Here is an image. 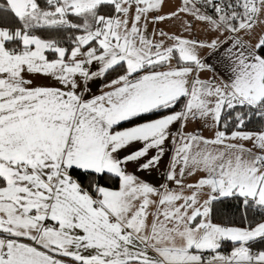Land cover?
Returning a JSON list of instances; mask_svg holds the SVG:
<instances>
[{
    "label": "snow or ice",
    "instance_id": "1",
    "mask_svg": "<svg viewBox=\"0 0 264 264\" xmlns=\"http://www.w3.org/2000/svg\"><path fill=\"white\" fill-rule=\"evenodd\" d=\"M172 3L0 0V264H264V0Z\"/></svg>",
    "mask_w": 264,
    "mask_h": 264
},
{
    "label": "crops",
    "instance_id": "2",
    "mask_svg": "<svg viewBox=\"0 0 264 264\" xmlns=\"http://www.w3.org/2000/svg\"><path fill=\"white\" fill-rule=\"evenodd\" d=\"M178 3H179V0H174V3L170 4L169 6H167V7L165 8V11H170V10H172V9L176 6V4H178ZM161 27H165L166 30L169 31V32H175V31H177L176 28H173V27H170V26L161 25ZM198 27L201 28L202 26L197 25V26H196V29H197ZM198 33L201 35V38H202V39H205V38H206L205 35H204V33H203L202 31H201V32L199 31ZM206 75H207V74H206ZM189 130H191V129H189ZM204 135H205V136H208V135H210V133L205 132Z\"/></svg>",
    "mask_w": 264,
    "mask_h": 264
},
{
    "label": "rangeland",
    "instance_id": "3",
    "mask_svg": "<svg viewBox=\"0 0 264 264\" xmlns=\"http://www.w3.org/2000/svg\"><path fill=\"white\" fill-rule=\"evenodd\" d=\"M200 29H201V28L198 27V28L196 29V31H197V34H198L199 38L202 39V38H201V35L198 33V32L200 31ZM200 32H201V31H200Z\"/></svg>",
    "mask_w": 264,
    "mask_h": 264
}]
</instances>
